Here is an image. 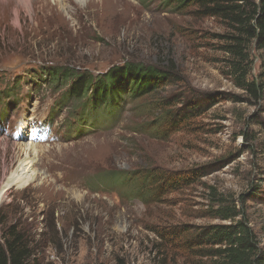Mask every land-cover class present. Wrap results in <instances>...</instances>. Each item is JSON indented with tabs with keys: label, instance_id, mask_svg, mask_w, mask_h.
I'll return each instance as SVG.
<instances>
[{
	"label": "rangeland",
	"instance_id": "obj_1",
	"mask_svg": "<svg viewBox=\"0 0 264 264\" xmlns=\"http://www.w3.org/2000/svg\"><path fill=\"white\" fill-rule=\"evenodd\" d=\"M198 8L0 0L3 117L48 118L64 89L41 66L98 80L127 61L170 73L141 98L126 90L78 138L66 134L70 103L54 120L59 142L0 135V238L14 227L27 264H193L220 247L200 235L218 224H245L264 251V48H243L256 96L238 85L232 33ZM27 158L32 178L11 182ZM224 207L235 215L222 218Z\"/></svg>",
	"mask_w": 264,
	"mask_h": 264
},
{
	"label": "trees",
	"instance_id": "obj_2",
	"mask_svg": "<svg viewBox=\"0 0 264 264\" xmlns=\"http://www.w3.org/2000/svg\"><path fill=\"white\" fill-rule=\"evenodd\" d=\"M166 3L173 4L177 10L195 5L202 15L219 18L232 33L231 39L235 42L228 51L241 57L235 66V71L239 73L238 85L256 96L260 95V86L255 81H247L248 71L243 65L246 53L243 48L252 42L264 48V0H166ZM41 67L44 68L42 73L49 76L50 83L55 88L64 89L65 98L71 101L68 114L81 125L75 130L77 134L85 130L89 120L94 125L100 111L113 113L126 90L132 97L141 98L160 87L170 76L169 71L160 67L134 61L113 66L99 80L94 79V74H77L67 66ZM70 78L73 80L69 87L59 82L60 79ZM74 100H81L75 109L72 108ZM157 123L161 125L162 121ZM147 175L146 178H151L153 174L148 172ZM220 211L224 219L235 215L229 207L221 208ZM200 235L201 239L220 247L206 254L199 252V257L206 258L193 264H264V251L255 242L254 233L243 223L213 225ZM23 245V239L11 227L10 233L0 238V264H27V248Z\"/></svg>",
	"mask_w": 264,
	"mask_h": 264
},
{
	"label": "bare ground",
	"instance_id": "obj_3",
	"mask_svg": "<svg viewBox=\"0 0 264 264\" xmlns=\"http://www.w3.org/2000/svg\"><path fill=\"white\" fill-rule=\"evenodd\" d=\"M25 149L28 152L29 147L24 148V152L26 151ZM21 150H22V148H21ZM33 160H31L30 158L23 159L21 161L20 165H19V167H20L19 170H20L21 173H19L18 175H14V177H13V179H12L11 182H13L15 184H22V185L25 184V183H27L32 178V175H33V174H29V173L32 172L31 170H32V166L33 165L31 166V163H32ZM24 175H25V177H24Z\"/></svg>",
	"mask_w": 264,
	"mask_h": 264
}]
</instances>
